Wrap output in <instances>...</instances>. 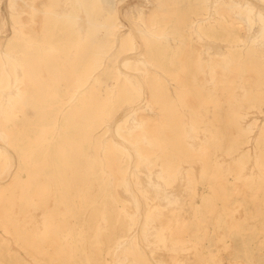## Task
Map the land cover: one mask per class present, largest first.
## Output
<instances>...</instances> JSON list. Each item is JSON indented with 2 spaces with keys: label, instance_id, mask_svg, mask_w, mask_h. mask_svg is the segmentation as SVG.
Masks as SVG:
<instances>
[{
  "label": "bare ground",
  "instance_id": "obj_1",
  "mask_svg": "<svg viewBox=\"0 0 264 264\" xmlns=\"http://www.w3.org/2000/svg\"><path fill=\"white\" fill-rule=\"evenodd\" d=\"M121 1L0 0V264H257L264 0Z\"/></svg>",
  "mask_w": 264,
  "mask_h": 264
},
{
  "label": "rangeland",
  "instance_id": "obj_2",
  "mask_svg": "<svg viewBox=\"0 0 264 264\" xmlns=\"http://www.w3.org/2000/svg\"><path fill=\"white\" fill-rule=\"evenodd\" d=\"M140 1L141 0H122L121 1V4L123 5V13L124 14H126V13H128V12H131V10H132V7H134V8H138L139 7V3H140ZM4 10H6L5 9V4H4ZM4 37H6V35L4 36ZM118 117H122V112H119V114H118ZM259 119H263V116H259ZM144 176V175H143ZM198 189L200 190V191H202L203 190V184H201V183H198ZM185 196H183V198H184ZM182 198V197H181ZM126 202L128 203V205H130V207H131V203H130V200L128 199H126ZM162 208L165 210V211H167V210H169V212H171V209H172V206H170L169 208L167 207V206H162ZM168 208V209H167ZM131 209H132V207H131ZM167 209V210H166ZM168 212V211H167ZM170 214V213H169ZM167 220V221H166ZM172 220V219H171ZM170 219H165L164 220V222H165V224L167 223L168 225H169V221H171ZM173 221V220H172ZM171 221V222H172ZM173 223V222H172ZM172 223H170V225L169 226H166L165 225V227L167 228L166 230H169L170 229V226H171V224ZM168 227H169V229H168ZM248 242H250L251 240H252V236L251 235H246L245 237H244ZM244 238L243 237H241V236H236V242L234 243L233 242V238L232 237H230L229 239H227V242H224V241H218V242H216V244L218 245V249H217V251H218V255L220 256H222L221 258H222V262H223V264H244V262H242V258H240V256H238L236 253L235 254H230L228 251V249H226L225 248V246L224 245H243V240H244ZM188 243V242H187ZM190 245H192V243L190 242L189 243ZM193 250V247L192 246H190V247H188L187 249H185L182 253H181V255H180V258H182L183 260H184V262L186 261V259H189L188 261H186V263L185 264H194V262H195V258L192 256V251ZM164 251H166L165 250V248H161V249H159L158 250V252H164ZM190 253H192V254H190ZM222 253V254H221ZM183 254H184V256H185V258H184V256H183ZM188 254V255H187ZM190 254V255H189ZM189 256V257H188ZM193 258V259H192ZM257 260H258V262H257V264H264V252H260L258 255H257ZM195 259V260H194ZM192 260V262H190ZM244 261V260H243ZM196 263L197 264H200V263H198L197 262V260H196ZM195 263V264H196Z\"/></svg>",
  "mask_w": 264,
  "mask_h": 264
}]
</instances>
